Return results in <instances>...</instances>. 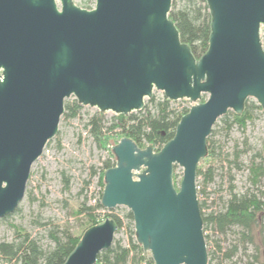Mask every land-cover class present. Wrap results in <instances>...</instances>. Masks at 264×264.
<instances>
[{"label":"water","instance_id":"obj_1","mask_svg":"<svg viewBox=\"0 0 264 264\" xmlns=\"http://www.w3.org/2000/svg\"><path fill=\"white\" fill-rule=\"evenodd\" d=\"M172 2L95 0L86 10L73 0H0V219L24 198L65 100L127 116L158 91L187 100L188 112L159 151L126 137L112 147L100 204L131 213L153 264H208L196 170L219 118L240 116L249 99L264 112V0H205L210 36L198 59L169 18ZM116 233L112 218L90 227L63 264H95Z\"/></svg>","mask_w":264,"mask_h":264},{"label":"trees","instance_id":"obj_2","mask_svg":"<svg viewBox=\"0 0 264 264\" xmlns=\"http://www.w3.org/2000/svg\"><path fill=\"white\" fill-rule=\"evenodd\" d=\"M169 18L174 22L181 41L190 46L195 58L198 59L206 52L210 36V16L205 0L173 1ZM174 103L167 100L163 95L159 98L153 95L147 100L144 108L136 114L114 116L107 124L104 114L96 112L89 117L85 126L99 146H104L112 138L126 137L131 139L139 148L143 149L150 145L154 151H159L164 144L173 138L176 125L189 110L188 108L173 107L172 104ZM81 109L82 106L75 99L72 101L67 99L64 102V112L61 118L70 121L79 115ZM258 113L264 116V112L255 101L247 100L240 116L229 111L219 120L223 123L222 129L227 134L233 126L244 130L248 123L255 121ZM212 132L215 133V131H211L206 142L207 155L200 162L207 159L216 160L220 157L215 151L216 146L211 137ZM50 142L47 143L46 147ZM249 150L251 147L247 140L244 141V148L240 149L239 145H235L231 154L232 159L227 161L228 164L240 169L241 162L239 159L242 154L249 152ZM111 153L114 157L113 162L105 161L99 174V184L102 187H104V170L115 166L112 148ZM247 169L248 178L251 185L256 189V193L237 195L232 192L233 187H231L230 196L224 208L219 211L210 210L208 212L206 211V201H201L198 198L205 242L208 247V264H212L218 253H222L217 241L214 242L213 246L210 245L209 229L220 234H226L233 227L239 228V239L242 245L250 244L254 247V255L251 256L254 262H259L260 255L264 257V190L258 188L261 180H264V142L261 150L251 155ZM200 177H203V185L211 182L213 180L211 167L203 171L198 165L196 170L197 187H199L198 180ZM66 183V187H68V180ZM204 193V188L198 190V197ZM101 209L103 208L100 203H97L95 207H87L82 204L77 210V214L81 215L86 212L89 225L87 229H89L102 222V216L97 213ZM106 218H112L116 222V234L123 229L126 231L127 245H123L120 239L115 238L112 246L98 255L95 264H153L151 258L146 257L141 246L135 241L133 217L129 211L125 212L123 217L106 214L104 219ZM82 235L76 237L68 228L50 229L49 236L53 246L44 248L28 232L19 227H14V239L10 242H0V259L9 264H63ZM237 250L238 248L233 246L232 249L227 250L222 255L225 258H231ZM261 263L264 264V259Z\"/></svg>","mask_w":264,"mask_h":264},{"label":"rangeland","instance_id":"obj_3","mask_svg":"<svg viewBox=\"0 0 264 264\" xmlns=\"http://www.w3.org/2000/svg\"><path fill=\"white\" fill-rule=\"evenodd\" d=\"M178 2V0H173ZM73 3L86 10L95 7V0H73ZM59 5V4H58ZM261 38H264V29L261 30ZM154 97L159 98L162 93L154 91ZM207 96L203 95L202 101ZM70 97L68 100L72 101ZM254 101L253 99H249ZM145 105L147 100H145ZM144 105V106H145ZM173 107L189 108L191 104L187 100H180L172 104ZM98 112L96 108L83 107L79 115L59 122L58 132L48 145L49 152L37 159L31 166L29 180L26 185L25 195L16 211L6 218L0 219V242H10L14 239V227H19L28 232L44 248L52 247L49 230L56 228H68L76 237H80L88 228L86 212L78 215L77 210L82 204L87 207H95L93 200L96 198L99 184V174L105 161L113 162L114 157L111 148L118 143L119 138L110 139L104 146H99L88 133L86 123L89 117ZM135 114L138 112H134ZM116 116L111 112L104 113L105 122L108 124ZM223 123L218 119L213 126L212 139L215 141L216 153L220 155L216 160L207 159L199 163V167L206 171L211 167L213 180L203 185V177L198 180L197 198L206 201L207 212L210 210H222L232 192L237 195L256 193L248 178V169L251 155L261 150L264 142V116L260 113L253 123H248L244 130L237 126L226 134L222 129ZM247 140L251 150L242 154L239 161L241 168L236 169L228 164L235 145L244 148ZM182 179V168H174V186L179 188ZM68 180V187H66ZM204 188L205 193L198 197V190ZM258 188L264 190V180H261ZM128 210L125 207H116L102 214H115L123 217ZM264 227V222H263ZM204 232V229H203ZM210 245L217 241L224 253L233 246L238 248L235 255L225 258L218 253L212 264H262L264 257L259 256V262H254V247L250 244L242 245L240 241V229L231 228L226 234L208 230ZM123 245H127V234L123 229L115 235ZM207 247V245H206ZM208 252V247H207ZM146 257H150L146 254ZM0 264H9L0 259Z\"/></svg>","mask_w":264,"mask_h":264},{"label":"built area","instance_id":"obj_4","mask_svg":"<svg viewBox=\"0 0 264 264\" xmlns=\"http://www.w3.org/2000/svg\"><path fill=\"white\" fill-rule=\"evenodd\" d=\"M162 95H163V94H162ZM176 102H177V101H176ZM189 108H190V107H189ZM189 108H188V109H189ZM48 152H49L48 147H45V149H44V151H43L41 157L44 156L45 154H47ZM102 191H103V187L100 186V187L97 189V192H96V198L93 200V202H94L95 204H97V203H101ZM100 211H101L102 214H103V213H105L106 211H109V210L101 209ZM103 220H105V219H104V216H102V218H101V221H103Z\"/></svg>","mask_w":264,"mask_h":264}]
</instances>
